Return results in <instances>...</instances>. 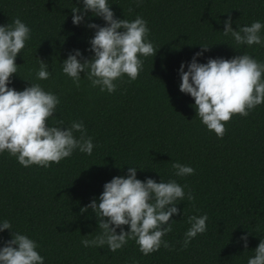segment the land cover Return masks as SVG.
Returning <instances> with one entry per match:
<instances>
[{
	"label": "trees",
	"instance_id": "16d2710c",
	"mask_svg": "<svg viewBox=\"0 0 264 264\" xmlns=\"http://www.w3.org/2000/svg\"><path fill=\"white\" fill-rule=\"evenodd\" d=\"M109 2L118 18L142 16L158 49L144 58L136 80L125 76L112 94L91 87L84 73L76 86L61 71L60 62L72 49L91 55L84 50L93 30L72 24L70 9L82 7L77 0H0V25L18 17L31 29L15 59L19 67L10 86L22 90L29 81L55 93L57 119L65 125L83 121L94 144L91 155L74 151L48 168H26L6 151L0 153V219H9L14 230L37 242L44 264H246L264 237V103L246 117L233 115L218 139L196 117L194 100L179 91L177 69L200 51L199 45L210 46L200 62L244 52L264 61V47H236L220 32L229 16L234 30L254 20L264 23V0ZM86 22L103 24L96 17ZM37 58L49 65V79H36ZM172 162L195 171L175 177ZM128 166L139 168L140 180L172 178L191 192L193 199L177 206L183 216L171 217L176 220L172 231L162 237L169 247L149 255L134 240L115 252L106 245L85 248L80 241L92 239L97 222L90 209L81 213L80 208L98 197L113 176L126 175ZM204 213L207 231L182 247L188 216ZM245 232L251 233L246 251L239 242ZM9 239L8 230L0 233V245Z\"/></svg>",
	"mask_w": 264,
	"mask_h": 264
},
{
	"label": "clouds",
	"instance_id": "9594fccd",
	"mask_svg": "<svg viewBox=\"0 0 264 264\" xmlns=\"http://www.w3.org/2000/svg\"><path fill=\"white\" fill-rule=\"evenodd\" d=\"M133 3L139 6L143 0H133ZM77 4L82 7L70 9L72 24H83L93 30L89 46L84 50L91 55L85 56L80 49H72L60 62L61 71L76 86L84 73L91 87L112 94L125 76L129 81L136 80L143 71L144 58L154 57L158 49L148 38L150 30L142 16L137 15L132 20L118 18L109 0H77ZM89 13L103 24L86 22V17L91 19ZM232 23L229 16L223 21L220 32L230 36L236 47H264V23L254 20L250 24H237L236 30ZM30 36L31 29L18 17L10 24L0 25V153L6 151L26 168L31 165L48 168L70 157L74 151L91 155L93 139L87 134L83 121L65 125L54 115L60 103L55 93L27 80L24 81L28 86L22 90L10 86L19 67L15 59L22 54ZM199 47L200 51L194 52L189 61H181L177 69L178 88L194 100L192 107L196 117L220 139L226 131L225 122L233 115L246 117L264 103V61L244 52L228 59L207 57L205 62H200L198 58L203 57L210 46ZM37 59L36 79H49V65ZM172 168L173 175L181 178L195 171L190 165L179 162H172ZM138 169L128 166L126 175L113 176L103 184L98 197L80 208L81 213L90 209L97 222L92 239L80 241L85 248L106 245L110 252H115L134 240L139 251L149 255L161 246L169 247L162 237L172 231L176 220L170 221V218L183 216L184 209L181 211L177 206L185 199L191 201L193 196L176 179L160 177L157 182L146 177L140 180L136 175ZM207 220V213L188 216L189 227L183 234L182 247L187 248L198 234L207 231ZM5 230L9 231L10 239L0 245V264H44L45 258L34 239L14 230L9 219H0V233ZM249 234L245 232L239 237L245 251ZM252 252L246 264H264V237L259 238Z\"/></svg>",
	"mask_w": 264,
	"mask_h": 264
}]
</instances>
